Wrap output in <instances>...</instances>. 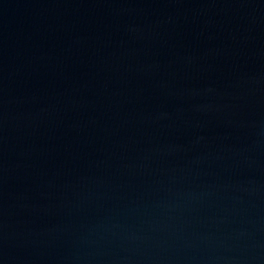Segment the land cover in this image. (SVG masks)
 <instances>
[{"label": "water", "instance_id": "water-1", "mask_svg": "<svg viewBox=\"0 0 264 264\" xmlns=\"http://www.w3.org/2000/svg\"><path fill=\"white\" fill-rule=\"evenodd\" d=\"M0 264H264V0H0Z\"/></svg>", "mask_w": 264, "mask_h": 264}]
</instances>
